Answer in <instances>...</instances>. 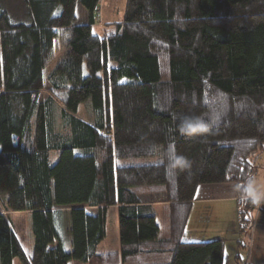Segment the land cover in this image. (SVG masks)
<instances>
[{"label":"trees","instance_id":"trees-1","mask_svg":"<svg viewBox=\"0 0 264 264\" xmlns=\"http://www.w3.org/2000/svg\"><path fill=\"white\" fill-rule=\"evenodd\" d=\"M102 2L21 0L15 15L0 0V264H227L225 239L188 241L185 227L201 185L235 182L250 238L264 0H127L98 32ZM62 28L65 54L47 70ZM110 207L121 249L101 252ZM23 212L29 252L11 218Z\"/></svg>","mask_w":264,"mask_h":264},{"label":"crops","instance_id":"crops-1","mask_svg":"<svg viewBox=\"0 0 264 264\" xmlns=\"http://www.w3.org/2000/svg\"><path fill=\"white\" fill-rule=\"evenodd\" d=\"M259 165L260 169L256 177L260 181L261 175L264 174V163H259ZM255 178L247 188L245 197L255 199L259 203L264 199V177L261 187L257 189L252 187ZM239 198V188L235 182L201 185L197 190L185 227V239L188 241H207L206 237L219 234L217 238L226 241L227 264H242L244 262L247 264H264V203L258 205L255 211V221L249 238L250 243L248 240L241 242L238 226ZM154 206L159 209L161 235H170L169 210L165 207L167 205L156 203ZM105 240L99 246L101 252L120 251L119 225L115 243L110 247ZM240 250L247 251V260H240Z\"/></svg>","mask_w":264,"mask_h":264},{"label":"rangeland","instance_id":"rangeland-1","mask_svg":"<svg viewBox=\"0 0 264 264\" xmlns=\"http://www.w3.org/2000/svg\"><path fill=\"white\" fill-rule=\"evenodd\" d=\"M1 1L3 4L9 5L12 11L14 10L15 15L16 14L19 15V12L21 11V6H22L21 0H1ZM126 2L127 0H103L102 5H104V8L103 9L101 8V19L95 25V29L98 32H102L105 30L104 27L106 28L108 26L114 27L116 25L115 23L121 22L125 16ZM78 15H79L80 20H85L87 18L85 9L81 5H79L78 7ZM59 32L60 33H59L58 38L55 41L52 53L46 62L47 70L55 66L57 61L60 58H62V56L65 54V51H66V45H67L68 37H69V30L66 28H62L59 30ZM0 80H1V76H0ZM0 84H1V81H0ZM43 95H45V93ZM81 115L82 116L86 115L84 108L81 109ZM258 159H259V163H264V154H261L258 157ZM259 173L261 174V171ZM263 175H261L262 178L260 181L257 179V177L255 178L254 180L255 182L252 187H255L256 189L261 187V183L264 177ZM2 198H5V194H2ZM162 204H165V203H160V205ZM91 211H94V210L92 209ZM156 211L158 212L159 209L156 208ZM107 214H108L107 215V218H108L107 219V238L105 241H106V244L111 247L115 243L117 235H118V224H119L118 223V208L110 207L108 209ZM11 218L13 220L14 229L16 230L17 235L19 239L21 240L24 248L28 252L32 251L33 243H34V236H33V231H32V214L29 212L15 213V214H12ZM217 236H219V234L208 236L206 237V239L213 240L214 238L216 239ZM248 241L250 243V240ZM239 256H240V260L242 261L247 260L246 259L247 251L240 250ZM14 264H21V263L18 259H15ZM69 264H77V263L72 260L69 262ZM232 264H235V263H232Z\"/></svg>","mask_w":264,"mask_h":264},{"label":"built area","instance_id":"built-area-1","mask_svg":"<svg viewBox=\"0 0 264 264\" xmlns=\"http://www.w3.org/2000/svg\"><path fill=\"white\" fill-rule=\"evenodd\" d=\"M96 19H97L98 21H100V19H101V8H100V7L97 9V12H96ZM262 203H264V199L261 200V201L258 203V205H262Z\"/></svg>","mask_w":264,"mask_h":264}]
</instances>
